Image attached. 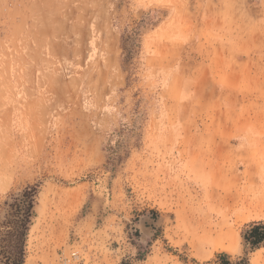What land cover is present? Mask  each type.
<instances>
[{
	"label": "rangeland",
	"instance_id": "obj_1",
	"mask_svg": "<svg viewBox=\"0 0 264 264\" xmlns=\"http://www.w3.org/2000/svg\"><path fill=\"white\" fill-rule=\"evenodd\" d=\"M24 264H264V0H0V205Z\"/></svg>",
	"mask_w": 264,
	"mask_h": 264
},
{
	"label": "trees",
	"instance_id": "obj_2",
	"mask_svg": "<svg viewBox=\"0 0 264 264\" xmlns=\"http://www.w3.org/2000/svg\"><path fill=\"white\" fill-rule=\"evenodd\" d=\"M39 186L28 185L11 193L0 205V264H24L25 244L34 218ZM243 245L250 252L264 246V221L244 224L241 231ZM215 264H233L226 253L214 256ZM236 264H249L241 259Z\"/></svg>",
	"mask_w": 264,
	"mask_h": 264
},
{
	"label": "crops",
	"instance_id": "obj_3",
	"mask_svg": "<svg viewBox=\"0 0 264 264\" xmlns=\"http://www.w3.org/2000/svg\"><path fill=\"white\" fill-rule=\"evenodd\" d=\"M261 190H262V191H261L262 197H264V186L262 187ZM259 221H264V220H259ZM250 222H257V221H250ZM250 222H248V223H250ZM246 224H247V223H246Z\"/></svg>",
	"mask_w": 264,
	"mask_h": 264
}]
</instances>
